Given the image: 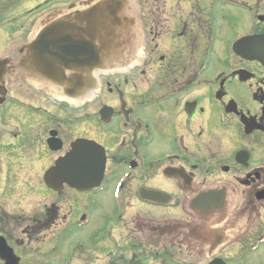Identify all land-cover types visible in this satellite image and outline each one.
Masks as SVG:
<instances>
[{
	"label": "flooded vegetation",
	"instance_id": "af4514ba",
	"mask_svg": "<svg viewBox=\"0 0 264 264\" xmlns=\"http://www.w3.org/2000/svg\"><path fill=\"white\" fill-rule=\"evenodd\" d=\"M79 3L103 70L85 80L73 26L46 32ZM79 143L98 186L45 183ZM187 249L264 263V0H0V264H191Z\"/></svg>",
	"mask_w": 264,
	"mask_h": 264
},
{
	"label": "water",
	"instance_id": "95a60500",
	"mask_svg": "<svg viewBox=\"0 0 264 264\" xmlns=\"http://www.w3.org/2000/svg\"><path fill=\"white\" fill-rule=\"evenodd\" d=\"M87 4L79 3L74 8L75 17L72 19V22L66 21V17L58 16L57 23L52 27L48 28L46 32H64L68 30L67 25L70 24L73 26V29H77L80 31L79 34H76L74 30L70 29V33L78 37L75 43L73 44V53H74V66L70 67L71 73H74L75 78L85 80L83 78L96 76L100 71H103L100 68V50L98 49L97 42L99 41V31H98V15L97 14H87L85 11ZM85 9V10H84ZM94 8L93 10H96ZM86 26V27H85ZM86 31V33H85ZM61 39V38H60ZM60 46V44H59ZM57 72V69H56ZM58 72L61 74L62 71L58 69ZM59 90L63 89L66 85L58 82L55 83ZM76 90H79V94L74 96L78 97L82 95L84 88V84L76 85ZM83 89V90H82ZM87 89V88H86ZM58 90V89H55ZM58 90V91H59ZM89 90L87 89L86 93ZM58 93V92H57ZM78 93V92H77ZM85 93V92H84ZM59 94V93H58ZM60 95V94H59ZM95 151L92 148L84 147L83 144L75 145L74 151L65 156L62 160L58 161L55 167H52L48 172H46V182L49 186L54 188L56 186V182L51 181V177H57L58 175L61 177H66V182L71 187H74L78 190H84L87 188H91L99 183L102 176V164L97 159L95 160ZM85 175H91L89 180L78 179L79 177H84ZM69 180H68V178ZM61 183V181H59Z\"/></svg>",
	"mask_w": 264,
	"mask_h": 264
},
{
	"label": "rangeland",
	"instance_id": "374dc122",
	"mask_svg": "<svg viewBox=\"0 0 264 264\" xmlns=\"http://www.w3.org/2000/svg\"><path fill=\"white\" fill-rule=\"evenodd\" d=\"M51 199H53L52 197L51 198H49V197H47V198H43V200L41 199V202H42V204H45V203H47V204H49V202L51 201ZM29 201V200H28ZM28 201H26V203H21V206L22 207H25V208H29V206H31V205H27V203H28ZM109 212V211H108ZM90 232V227L88 226L87 228H86V231L84 232V233H89ZM84 241L86 242L85 243V247H89V248H91L92 246H93V242H92V239L91 240H89L88 239V237H84ZM109 246H111V245H109ZM109 248H112V247H108L107 248V250L109 249ZM84 250V249H83ZM79 251V250H78ZM119 251V250H118ZM78 253V252H77ZM123 253V252H122ZM182 253V252H181ZM259 253L260 252H258V253H256V254H253V255H250L251 256V258H246V260H245V264L247 263V264H264L263 263V261L261 260V258H256L258 255H259ZM118 254V253H117ZM183 259L184 260H186V261H188V263L190 262L191 264H194L195 263V260H197V258H198V256H197V254L194 252V251H190V249H187L186 250V252H184L183 254ZM177 256V255H176ZM50 258H52V257H50ZM58 258H59V263L60 264H65L66 263V261L64 260V258H67V257H65V256H58Z\"/></svg>",
	"mask_w": 264,
	"mask_h": 264
},
{
	"label": "bare ground",
	"instance_id": "6f19581e",
	"mask_svg": "<svg viewBox=\"0 0 264 264\" xmlns=\"http://www.w3.org/2000/svg\"><path fill=\"white\" fill-rule=\"evenodd\" d=\"M54 91H55V94H57V95L60 94V92H59L58 90H54ZM57 92H58L59 94H58ZM70 100H71V99H70ZM78 100H79V99H76V100L72 99L71 101L77 102Z\"/></svg>",
	"mask_w": 264,
	"mask_h": 264
}]
</instances>
